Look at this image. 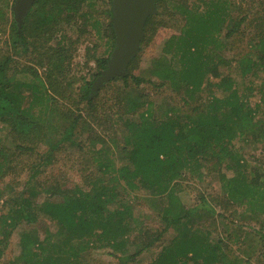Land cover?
Here are the masks:
<instances>
[{
	"label": "trees",
	"instance_id": "trees-1",
	"mask_svg": "<svg viewBox=\"0 0 264 264\" xmlns=\"http://www.w3.org/2000/svg\"><path fill=\"white\" fill-rule=\"evenodd\" d=\"M9 1L0 0V4ZM243 2L156 0L158 12L147 18L143 45L154 39L158 26L166 25L162 14L182 17L176 21L182 23L179 33L166 40L161 56L153 58L150 67L143 70L137 69L140 55L135 56L123 77H116L95 90V83L110 62V58L100 57L98 72L75 94L63 89L59 80L67 70L65 52L70 48L63 44L67 36L62 35L55 46L50 42L62 32L64 21H76L79 17L88 20L95 11L85 12L84 8L91 4L87 0H38L26 25L21 30L13 27V46H31L40 56L39 65H47L48 80L35 83L36 79L25 76L20 79L9 73L11 57L0 60V183L8 175L20 172L13 163L16 150L34 154L43 145L47 147L39 151L36 163L31 166L32 175L21 182V191L14 189L11 181L7 187L0 186V199L4 206H10L7 214L0 216V227L8 230L6 238L10 239L21 224L35 223L43 214L65 234L62 240L53 242L50 235L42 239L37 232H23L21 253L13 264H78L81 254L96 236L99 242H111L116 249L133 244L136 251L123 257L125 260L121 263L128 264L163 241L171 229L176 235L163 245L152 264L236 263L224 251V239L212 240L208 233L195 229L203 219L200 207L185 205L180 195V181L187 177L193 165L196 167L189 170V176L199 180L205 177V169L211 162L220 169L224 165L225 169L240 167L225 184L230 199L235 203L254 204L253 212H264L262 174L253 176L247 169L241 170L246 158L236 149L237 140L247 142L253 138V142H262L261 136H264V118L255 120L260 111L264 113V10L249 12L251 7L244 8ZM169 3L176 13L167 9ZM108 9L105 30L114 47L117 38L113 0H109ZM255 20L257 25L249 37L247 26ZM100 24L96 20L95 25ZM243 37H247V48L233 53L232 48L238 49ZM236 38L240 40L235 41ZM233 62L241 73L242 86L228 70L225 72ZM28 70L24 68L23 75ZM143 83L168 85L177 93H184L183 100L190 106L189 111L169 107L158 114L156 102L140 88ZM23 88H30L32 92L26 95ZM109 88L112 89L102 93V89ZM205 90L210 97L203 96ZM254 95L259 98L255 106ZM92 120L99 129L103 127L107 131L103 137L101 134L91 137L89 144L103 177L91 179L90 189L81 185L51 186L46 191L59 199H42L45 191L41 181L37 184V178L45 172L40 169L49 167L66 144L84 149L77 137L91 132ZM116 151L127 162L119 170L108 156ZM106 175L111 179L105 178ZM130 195L136 200L140 195L147 196L161 226H143L136 213L137 204L129 203ZM134 230L138 234L129 243ZM86 237L87 243L74 241ZM7 243L0 240V260ZM248 255L251 259L255 253Z\"/></svg>",
	"mask_w": 264,
	"mask_h": 264
},
{
	"label": "rangeland",
	"instance_id": "rangeland-1",
	"mask_svg": "<svg viewBox=\"0 0 264 264\" xmlns=\"http://www.w3.org/2000/svg\"><path fill=\"white\" fill-rule=\"evenodd\" d=\"M18 0H10L8 3H1L0 10L2 16L0 18V60L4 57H11V62L9 66V73L20 77V79L25 76L29 80H48V67L46 64L38 63L40 56L33 52L31 46L16 48L13 46V27L16 26L18 30H21L18 26V21L16 18L15 7ZM87 3L91 4L86 6L84 11H95L94 14L88 18V20L79 17L76 21H64L61 25L62 32L56 35L54 39L51 40L50 45L55 46L59 42L62 35H66V41L64 40V45L70 48V51L65 52V65L67 70L61 74L59 80H61L62 88L69 93H77L80 87L87 80L92 79V75L98 72L97 59L100 57L111 58L116 50L115 46L112 47L109 39V32L105 30V25L108 22L107 14L109 7V0H87ZM156 3V0H155ZM261 4V7H260ZM244 8L251 9L249 12H263L264 10V0H244ZM255 7V8H254ZM171 12L176 13L173 10V4L169 3L168 8ZM247 9V11H248ZM26 16L23 26L26 25L29 14ZM165 10V9H162ZM157 6L156 13L157 14ZM114 14V13H113ZM259 14V13H258ZM161 17L166 21V25L158 26V30L155 33L154 39H152L148 44L143 45V39L145 36V31L143 32L142 41L140 43V49L136 56L140 55V60L138 63V70L150 67L151 61L155 57L161 56L163 53V46L166 40L170 38L171 35L178 34L179 28L182 23H177V20H181L182 17L177 14H167L164 13ZM253 18V16H251ZM114 19V18H113ZM96 20L100 21L102 24L95 25ZM173 24V25H172ZM257 25V21L252 23V25L247 26V35L250 37L254 32V28ZM22 26V28H23ZM115 30V29H114ZM116 33V32H115ZM70 38V41L67 39ZM242 39L238 46L232 48V52L238 53L242 49L247 48V37ZM236 38L235 41H239ZM117 40V39H116ZM29 68L28 71L23 75V69ZM107 70V69H106ZM106 70H103L105 72ZM137 70V71H138ZM233 76L236 83L242 86V77L235 62L225 69ZM64 74V75H63ZM39 77L38 79L35 77ZM123 77V76H122ZM114 79V78H113ZM112 79V80H113ZM156 82L158 80L154 79ZM111 80H104L103 84L97 87L96 90L101 89L106 83ZM142 91L147 94L151 100L156 102V108L158 114H162L169 107H175L179 110L183 109L184 112L189 111L190 106H186L184 102V93L174 91L170 86H157L149 83H143L140 87ZM112 88L102 89V93H107ZM24 94L29 95L32 90L30 88H23ZM51 93H53L51 91ZM205 98L208 96V90L203 93ZM219 95L220 93L217 92ZM56 96H59L55 93ZM108 96H111V92ZM61 100V98H60ZM63 102V100H61ZM259 101L258 96L254 95L252 97V104L255 106L256 102ZM193 105V104H192ZM83 106V105H82ZM160 106V108H159ZM104 120V117H101ZM264 118L263 111L259 112L256 122L261 121ZM101 123V122H100ZM90 125H93L90 133L83 134L78 138L79 142L83 144L84 149L70 147L68 144L59 151L56 155L55 161L48 167H42L40 170H44L43 174L37 178V184L40 182L42 188L45 191L41 198H48L50 200L59 199L58 196L51 197L52 193L48 190L51 186H66L67 188L74 187L76 185H81L88 189L92 188V180L99 179L103 177V174L98 167V163L94 161V155L89 148L91 137H98L99 134L106 135L103 127L99 129L93 120ZM109 125V124H108ZM105 126V125H104ZM97 128V130H96ZM120 128V123L118 124ZM109 130V127L108 129ZM260 138V137H259ZM263 140L258 142H253V138H249L247 142L243 140L236 141V149L240 150L242 155L246 159L243 160L244 167L241 170H248L249 173L256 175L262 174V180L264 179V136H261ZM123 145H121L122 147ZM47 147L43 145L42 148L38 149L36 153H20L16 150L14 155V164H17L15 170H18V174L14 173L8 175L5 181H1L0 186L7 187L10 181L13 183L14 189L21 191L23 185L21 182L26 181L32 175L31 166L36 163L39 151H45L44 148ZM20 154V155H19ZM32 154V155H31ZM117 151L114 155H108L109 158L113 159L116 170H119L126 162L124 158L120 156ZM101 157V154L98 155ZM105 160V159H103ZM246 160V162H245ZM248 165V166H247ZM247 166V168H245ZM196 166L193 165L188 169V175L185 179L180 181L181 184V197L188 208L200 207L201 221L196 224L197 227L203 231V233H208L210 239L219 241L224 239V244H222L224 251L229 254L228 259L237 263V257H240V262L238 264H264V212H253L251 208L254 204L241 202H234L230 198V191L226 188V183L230 178L237 173L240 167L235 169H223L218 168L214 163H209L207 168V174L202 179L191 178L189 176L190 171L195 169ZM217 170H223L222 172ZM90 176V179L87 177ZM113 176V175H112ZM111 177V176H110ZM106 175L105 178H110ZM92 179V180H91ZM111 179V178H110ZM91 180V181H90ZM18 182L20 183L18 186ZM11 183V184H12ZM7 184V186H6ZM19 192H17L18 194ZM140 199L136 200L134 196H129V203L137 204L136 213L142 219L143 226L149 225L153 227H159L160 219L153 212L151 202L146 200L147 196L140 195ZM149 197V196H148ZM16 199V196H15ZM14 199V200H15ZM140 201V202H139ZM12 202V201H11ZM13 203V202H12ZM2 199H0V216L7 214L10 206H4ZM213 209V211L211 210ZM257 209V208H256ZM259 211V210H258ZM38 216L35 223L32 224H21L10 237H8V230H3L1 227L2 235L0 234L1 242L6 243L8 241V247L0 260V264H13L14 259L21 253V237L23 232H37L41 238L47 236H52V241L55 242L57 239L62 240L65 237L63 232L59 230L57 223L53 222L47 216ZM203 220V222H202ZM202 222V223H201ZM1 226V222H0ZM138 230H134L133 237L130 239L129 243H132L135 236L138 234ZM5 235V236H4ZM176 235L174 230H170L163 241L158 242L154 247L145 251L142 255L137 257V259L129 260L128 264H152L153 261L159 256L162 251L163 245L171 242ZM124 238V237H123ZM121 238L120 240H122ZM98 237L93 238V242L90 244L88 249L81 254L80 261L76 262L78 264H121L128 255H131L136 251L133 244L127 247L114 248L111 242L108 241H98ZM75 242L87 243V237L85 239H75ZM250 254H254L251 259H248ZM250 260V261H248ZM235 263V264H236Z\"/></svg>",
	"mask_w": 264,
	"mask_h": 264
},
{
	"label": "water",
	"instance_id": "water-1",
	"mask_svg": "<svg viewBox=\"0 0 264 264\" xmlns=\"http://www.w3.org/2000/svg\"><path fill=\"white\" fill-rule=\"evenodd\" d=\"M36 1L38 0L17 1L15 11L20 29ZM113 13L117 38L116 50L110 58L107 70L95 83V90L103 84L104 80L109 81L125 75L127 65L140 49L147 18L156 13V3L155 0H113Z\"/></svg>",
	"mask_w": 264,
	"mask_h": 264
}]
</instances>
